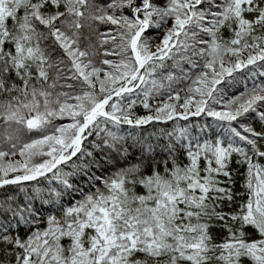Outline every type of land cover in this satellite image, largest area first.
<instances>
[{"label": "snow or ice", "instance_id": "obj_1", "mask_svg": "<svg viewBox=\"0 0 264 264\" xmlns=\"http://www.w3.org/2000/svg\"><path fill=\"white\" fill-rule=\"evenodd\" d=\"M0 264H264V0H0Z\"/></svg>", "mask_w": 264, "mask_h": 264}, {"label": "trees", "instance_id": "obj_2", "mask_svg": "<svg viewBox=\"0 0 264 264\" xmlns=\"http://www.w3.org/2000/svg\"><path fill=\"white\" fill-rule=\"evenodd\" d=\"M137 112H138V114L142 115L143 112H144V110H143L142 108H139V107H138Z\"/></svg>", "mask_w": 264, "mask_h": 264}]
</instances>
